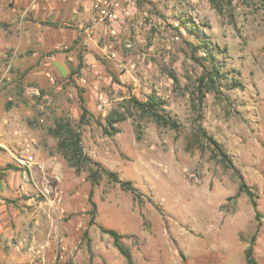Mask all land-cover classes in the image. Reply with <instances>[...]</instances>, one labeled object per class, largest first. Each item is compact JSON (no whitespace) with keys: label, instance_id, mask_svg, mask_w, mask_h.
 I'll list each match as a JSON object with an SVG mask.
<instances>
[{"label":"rangeland","instance_id":"obj_1","mask_svg":"<svg viewBox=\"0 0 264 264\" xmlns=\"http://www.w3.org/2000/svg\"><path fill=\"white\" fill-rule=\"evenodd\" d=\"M35 1L0 0V264H127L100 228L123 236L134 264H247L257 226L252 257L264 264V0H215L220 13L210 0H134L125 20L92 10L84 24ZM203 41L223 78L200 101ZM152 93L176 129L133 108ZM115 112L124 120L109 136ZM58 123L141 203L105 175L76 174L50 132ZM199 128L256 195L257 218ZM25 148L40 168L19 165Z\"/></svg>","mask_w":264,"mask_h":264},{"label":"trees","instance_id":"obj_2","mask_svg":"<svg viewBox=\"0 0 264 264\" xmlns=\"http://www.w3.org/2000/svg\"><path fill=\"white\" fill-rule=\"evenodd\" d=\"M210 2L214 5L216 11L220 13L221 9L220 7L216 6L215 0H210ZM196 48L205 55L203 57V60L208 62V66H204L203 68L204 73L198 79L197 92L200 95L199 100L202 101V99L204 98V94L207 92L220 94V90L217 89L216 85L217 83L221 82L223 76L222 74H220L218 66L215 62L216 60L213 56L212 48H210L209 42H200V44ZM173 78L176 81V78ZM239 85L240 84L234 82L229 89H233L235 87H238ZM132 106L142 117L152 119L157 125L161 127L173 130L177 128L176 122H174L169 116L164 114V101L161 100L154 93L148 95L144 101L133 100ZM80 109V122L83 123L85 122L86 115L88 113L85 106L83 105V101H81ZM123 120L124 118L116 112L113 113V116H108L105 119L107 125L104 129L105 134L111 136L118 133V130L114 128L113 124ZM50 132L53 137H56L58 139L59 151L63 154L70 167L74 168L76 174H80L83 171H87L88 179L93 185H96L100 177L102 175H105L111 182L118 184L121 190L131 193L134 196L135 200L138 201L139 204L141 203V196L130 181L120 180L115 173L106 170L101 166V164L93 162L83 153L81 145V136L79 132L71 128L70 125H66L64 123H58L56 127ZM197 137H199L201 141L203 140L204 142H206L207 145L212 148L213 159H215L219 164H221L222 167L233 170L234 174L239 180V186L235 197H239L241 194H244L249 199L250 205L256 213L255 217L257 218L258 213L257 203L255 200L256 195L245 184L240 173L232 166L230 160L227 158V155L223 152L221 146L212 138L207 136L206 132L201 128H199L197 131L196 138ZM9 170L16 169L10 166ZM90 223H94V217L91 218ZM258 229L259 228L257 226L256 233L258 232ZM100 231L103 234L108 235L112 239L114 248L125 259L127 264H134L129 248H127L122 242L123 236L119 235L115 231L107 230L104 228H100ZM256 233L251 238L250 245L245 252V260L247 264H256L252 257V246L256 239Z\"/></svg>","mask_w":264,"mask_h":264},{"label":"built area","instance_id":"obj_3","mask_svg":"<svg viewBox=\"0 0 264 264\" xmlns=\"http://www.w3.org/2000/svg\"><path fill=\"white\" fill-rule=\"evenodd\" d=\"M135 6L134 0H94L92 10L101 21L117 23L125 20L132 15V9ZM22 158H17V162L26 170L31 171L33 168H40L36 157L29 149H22Z\"/></svg>","mask_w":264,"mask_h":264},{"label":"crops","instance_id":"obj_4","mask_svg":"<svg viewBox=\"0 0 264 264\" xmlns=\"http://www.w3.org/2000/svg\"><path fill=\"white\" fill-rule=\"evenodd\" d=\"M15 1L17 5L19 6V8L21 6H28L36 2L35 0H15ZM40 1H42V5H48L50 8H57L58 5L66 6L69 9V11L67 9L68 15L67 17L63 16L62 20L63 19L76 20V21H79L80 24L83 21V24H84L90 21L89 20L90 18H88V16L89 17L93 16L92 5H93L94 0H40ZM80 7L84 8L83 10H85V14L81 13L82 8ZM55 13L58 14L57 12ZM48 16H50V14ZM60 17L61 15L52 16V20L60 19Z\"/></svg>","mask_w":264,"mask_h":264}]
</instances>
